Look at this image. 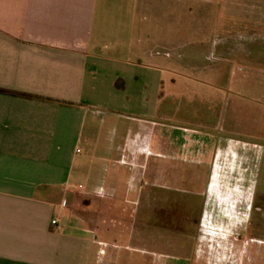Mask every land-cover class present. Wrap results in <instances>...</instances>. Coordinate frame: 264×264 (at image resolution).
<instances>
[{"label":"crops","instance_id":"obj_1","mask_svg":"<svg viewBox=\"0 0 264 264\" xmlns=\"http://www.w3.org/2000/svg\"><path fill=\"white\" fill-rule=\"evenodd\" d=\"M256 74L264 0H0V264H264Z\"/></svg>","mask_w":264,"mask_h":264},{"label":"rangeland","instance_id":"obj_2","mask_svg":"<svg viewBox=\"0 0 264 264\" xmlns=\"http://www.w3.org/2000/svg\"><path fill=\"white\" fill-rule=\"evenodd\" d=\"M247 72H251V71H247ZM256 76H259L260 78H263L264 77V75L261 77L258 74H256ZM250 92H251V94L255 93V95H264V87H260V88L256 89V91H254V92H253V89H252ZM213 237H216V235H214ZM213 263L214 264H221V262H219V261L213 262Z\"/></svg>","mask_w":264,"mask_h":264},{"label":"built area","instance_id":"obj_3","mask_svg":"<svg viewBox=\"0 0 264 264\" xmlns=\"http://www.w3.org/2000/svg\"><path fill=\"white\" fill-rule=\"evenodd\" d=\"M53 224H56V221H53Z\"/></svg>","mask_w":264,"mask_h":264}]
</instances>
